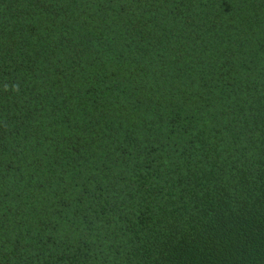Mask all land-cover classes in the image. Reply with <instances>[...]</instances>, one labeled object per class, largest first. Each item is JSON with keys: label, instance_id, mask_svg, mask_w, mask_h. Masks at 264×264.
<instances>
[{"label": "trees", "instance_id": "obj_1", "mask_svg": "<svg viewBox=\"0 0 264 264\" xmlns=\"http://www.w3.org/2000/svg\"><path fill=\"white\" fill-rule=\"evenodd\" d=\"M0 264H264V0H0Z\"/></svg>", "mask_w": 264, "mask_h": 264}]
</instances>
